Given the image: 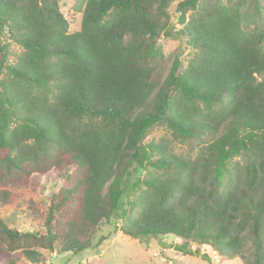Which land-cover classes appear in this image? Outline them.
I'll return each instance as SVG.
<instances>
[{"label": "trees", "instance_id": "obj_1", "mask_svg": "<svg viewBox=\"0 0 264 264\" xmlns=\"http://www.w3.org/2000/svg\"><path fill=\"white\" fill-rule=\"evenodd\" d=\"M80 5L70 31L59 0H0V205L32 175L62 181L43 232L0 218V264L99 248L115 215L131 239L264 264V0Z\"/></svg>", "mask_w": 264, "mask_h": 264}, {"label": "rangeland", "instance_id": "obj_2", "mask_svg": "<svg viewBox=\"0 0 264 264\" xmlns=\"http://www.w3.org/2000/svg\"><path fill=\"white\" fill-rule=\"evenodd\" d=\"M81 0H59V8L65 19L69 22V30L76 31L79 28ZM160 46L165 53L174 52L180 47V42L174 39L160 40ZM167 139L165 129H156L148 139L158 141ZM174 152L185 155V149L173 146ZM62 184L56 172L51 171L42 175H32L28 180L11 188L17 202L12 206L0 205V218L10 227L19 231H41V216L48 206L49 196L56 192ZM121 220L115 215L111 222L104 224L97 236L102 240V246L92 248L76 256L71 254L45 253L44 264H208L200 257H194L175 251L172 246L175 243H183L182 240L173 237H144L140 240L131 239L119 230ZM201 253L208 255L211 264H245L239 257L225 259L209 246H197ZM250 247H246L247 259H251ZM162 253L163 257L159 254Z\"/></svg>", "mask_w": 264, "mask_h": 264}]
</instances>
